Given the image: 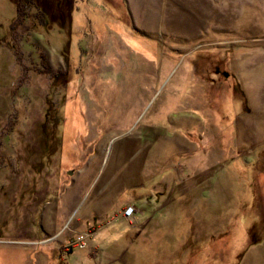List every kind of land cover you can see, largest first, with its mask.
Here are the masks:
<instances>
[{
	"label": "rangeland",
	"instance_id": "rangeland-1",
	"mask_svg": "<svg viewBox=\"0 0 264 264\" xmlns=\"http://www.w3.org/2000/svg\"><path fill=\"white\" fill-rule=\"evenodd\" d=\"M50 1L0 0V264H264V0Z\"/></svg>",
	"mask_w": 264,
	"mask_h": 264
},
{
	"label": "trees",
	"instance_id": "trees-1",
	"mask_svg": "<svg viewBox=\"0 0 264 264\" xmlns=\"http://www.w3.org/2000/svg\"><path fill=\"white\" fill-rule=\"evenodd\" d=\"M16 1V3H17V11H18V14H19V16H21V17H23L26 13H27V11H26V8H24V7H26V4L24 3V0H15ZM40 1V0H39ZM26 2H27V5H30V4H34V5H36V4H38L39 2H38V0H26ZM33 2V3H32ZM51 2L52 1H50V0H44V3H46V5H47V7H48V9L51 7V6H53V2H52V5H51ZM65 2H69V0H65ZM44 5V4H43ZM50 10V9H49ZM55 16H59V17H63V19H64V17H65V14H64V11L63 12H61L60 10H58V11H56L55 13ZM57 14V15H56ZM69 15V14H68Z\"/></svg>",
	"mask_w": 264,
	"mask_h": 264
},
{
	"label": "crops",
	"instance_id": "crops-1",
	"mask_svg": "<svg viewBox=\"0 0 264 264\" xmlns=\"http://www.w3.org/2000/svg\"><path fill=\"white\" fill-rule=\"evenodd\" d=\"M57 262V261H56ZM61 262V261H60ZM59 263V262H58ZM64 263V262H61V264ZM53 264V263H52Z\"/></svg>",
	"mask_w": 264,
	"mask_h": 264
},
{
	"label": "built area",
	"instance_id": "built-area-1",
	"mask_svg": "<svg viewBox=\"0 0 264 264\" xmlns=\"http://www.w3.org/2000/svg\"><path fill=\"white\" fill-rule=\"evenodd\" d=\"M128 207H129V206H128ZM129 209H133V208L129 207Z\"/></svg>",
	"mask_w": 264,
	"mask_h": 264
}]
</instances>
